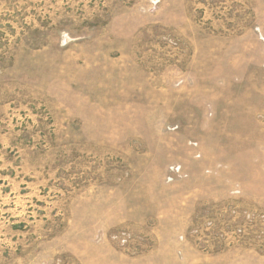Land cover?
Returning <instances> with one entry per match:
<instances>
[{
    "label": "rangeland",
    "instance_id": "374dc122",
    "mask_svg": "<svg viewBox=\"0 0 264 264\" xmlns=\"http://www.w3.org/2000/svg\"><path fill=\"white\" fill-rule=\"evenodd\" d=\"M0 264H264V0H0Z\"/></svg>",
    "mask_w": 264,
    "mask_h": 264
}]
</instances>
